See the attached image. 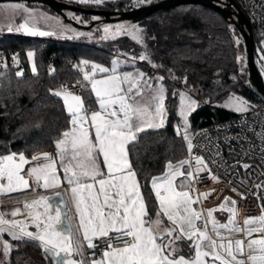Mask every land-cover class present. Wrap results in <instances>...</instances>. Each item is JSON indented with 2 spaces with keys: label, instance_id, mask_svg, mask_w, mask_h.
Listing matches in <instances>:
<instances>
[{
  "label": "snow or ice",
  "instance_id": "6c2138e0",
  "mask_svg": "<svg viewBox=\"0 0 264 264\" xmlns=\"http://www.w3.org/2000/svg\"><path fill=\"white\" fill-rule=\"evenodd\" d=\"M71 2L99 7L107 3H118L119 0ZM152 2L153 0H135L125 7L134 8ZM10 10L17 15L24 13L26 17L15 28L10 26L9 32L33 37L64 36L65 33H70L66 37L68 39L91 35L64 25L44 13L30 11L23 4L13 5ZM69 19L77 24H87L77 13H70ZM97 19L99 17H92V20ZM38 20L53 21V30H41L37 26ZM97 31H102L103 39L106 40H115L120 35H132L144 47V52L138 57L139 61L147 62L153 69L165 68L163 64L153 62L150 58L146 39L156 38L146 37L141 27L119 24L114 28L105 26ZM235 44L239 45L240 40L236 39ZM261 51L264 52V49ZM26 55L28 61L32 62V73L38 75L35 52L29 50ZM236 61L243 72L246 67L245 58L237 55ZM12 63L18 65L17 54L13 55ZM0 66H7L2 56ZM125 67L133 70L125 71ZM76 70L82 73V80L78 83L83 89L90 86V96L94 94V102L98 108L91 110V104H86L80 94L68 91L67 86L62 85L60 90L54 92L50 90L52 95L62 99L72 124L70 131L63 132V139L55 143L59 160L47 152L42 156L33 155L30 159L23 153L0 157V201L10 193L27 195L28 190L38 197L25 202L23 208L0 211V254L5 258L0 264H7V258L14 250L13 245L3 239L5 234L11 241L18 242L15 249L18 255L22 254L20 248L32 244L42 250L46 259L52 258L54 264H85V247L93 250L88 264H208L205 259L208 257L213 262L219 261V264H264V236L251 238L254 233H264V214L246 218L242 228L235 219L237 202L231 198H226L218 209L207 210L206 214L204 209L193 207L211 195L210 192H197V184L203 179L201 173L211 172L210 163L224 168L227 162L221 157V162L218 163L216 153H212L211 161L193 153L194 147L201 145L193 143L195 135L190 129L189 117L199 105L190 95L195 89L187 87V77L181 79L171 69H167L173 81L186 86L182 91L174 90L171 95L173 98L178 97L177 114L181 121L174 127V131L186 142L191 158L175 163L168 161L165 173L151 179V189L159 210L167 217L170 225L163 231L154 232L151 224L158 226L160 221L153 222L147 211L145 197L141 192L142 185L137 179L131 154L136 151L140 135L146 129L166 128V78L155 74L149 76L136 68V57L131 61L126 60L124 64L113 59L110 67L84 59L79 61ZM49 71L54 73L55 70ZM260 73L264 75V55L260 56ZM16 76H23L19 68ZM222 106L235 114H246L252 107L245 98L235 94L229 95ZM259 135L264 137V129ZM235 138L239 140L241 137ZM227 139L230 141L231 138ZM261 147L264 148V140ZM30 164L32 166L25 169ZM240 167L247 171L252 166L242 164ZM58 169L63 172V181ZM210 178L218 180L215 174ZM261 187L256 185L257 189ZM39 189L60 190L54 191V196H48L40 194ZM54 198H58L56 203L51 202ZM70 204H74L78 224L74 220ZM215 211H226L229 214L228 221H217L213 215ZM19 216H24L25 219H17ZM209 224L211 233L218 238L219 243L209 234ZM110 232L117 233L118 238L130 239L123 247H113L109 243L107 250L97 258L94 240L108 237ZM241 232L249 237L246 245L247 260L238 258L244 255L245 242L234 237ZM180 242H187L190 252L194 250V255L185 257L181 254Z\"/></svg>",
  "mask_w": 264,
  "mask_h": 264
},
{
  "label": "trees",
  "instance_id": "16d2710c",
  "mask_svg": "<svg viewBox=\"0 0 264 264\" xmlns=\"http://www.w3.org/2000/svg\"><path fill=\"white\" fill-rule=\"evenodd\" d=\"M134 2L135 0H119L118 3H107L99 7L125 9L126 5ZM237 2L241 5L240 1ZM32 3L37 4L35 1ZM42 6L51 10L45 4ZM79 14L84 21L91 17L85 13ZM136 22L145 31L146 37L156 38L146 39V43L152 61L165 66L158 72L166 78L167 88L166 128L146 129L145 133L140 135L136 151L131 154V162L142 185L141 192L145 197L147 211L149 215H153L159 208L151 189V179L163 174L168 161L178 162L186 154V142L174 131L178 120L177 98L171 95L174 90L186 86L173 81L167 69H171L175 76L181 79L186 76L187 87L195 89L192 93L196 96L199 106L189 117L191 131L232 118L234 112L216 104V101L231 92L245 96L252 106L262 101L250 87L246 67L241 72L236 61L237 55L244 57L239 31L216 10L200 3H181L157 10ZM98 24L92 25L86 31H92L95 35V27ZM252 30L255 55L259 33L254 27ZM236 39L240 40L239 45L235 44ZM84 41L82 38L52 40L16 33H0V47L6 56L16 52L23 66L22 78H17L16 71L7 58H4L7 66L0 68V155L22 151L26 156H31L39 150H54L55 143L63 137V132L70 128V114L67 113L62 99L55 97L51 92L59 90V81L82 79V73L76 70L79 61L86 59L89 62L108 64L113 56L111 49L117 47L137 57L136 67L152 75L153 68L138 59L144 52L143 45L130 36L120 35L115 40ZM29 50L35 52L34 61L38 75L31 71L32 62L28 61L26 55ZM50 66L55 70L54 73H50ZM87 92L86 89L81 91L86 103L91 100ZM3 239L16 242L11 241L6 234ZM182 243L185 250L182 251L181 248V252L190 256L192 252L187 249L188 243ZM35 248L39 251L38 247ZM13 249L7 264H19V258L27 250L26 247L20 248L22 254L18 255L16 248ZM47 260L52 264L50 257Z\"/></svg>",
  "mask_w": 264,
  "mask_h": 264
},
{
  "label": "built area",
  "instance_id": "2783aa9c",
  "mask_svg": "<svg viewBox=\"0 0 264 264\" xmlns=\"http://www.w3.org/2000/svg\"><path fill=\"white\" fill-rule=\"evenodd\" d=\"M66 1V0H65ZM237 2V0H235ZM239 5L247 16L252 27L259 33L258 41L264 36V0H238ZM238 3V2H237ZM113 54H119L124 61H130L131 58L123 51L113 47ZM16 52L6 56L4 50L0 47V56L7 58L12 65V57ZM18 65H13L17 72L18 68L23 71V66L18 60ZM1 68V66H0ZM53 69L52 66L49 70ZM161 75L158 70L153 69L152 75ZM81 78H75L71 82L59 81L58 89L61 86H67L70 92H80L83 90L80 84ZM86 83V82H85ZM244 124V127H241ZM264 129V103L259 102L253 105L246 114H233V117L225 121H217L210 125L201 126L192 131L195 135L193 153L205 157L211 161L212 153H216V161L227 162L226 167L218 168L216 164H211L210 173H201L203 179L197 184L198 193H211L206 200L193 207L204 209L206 211L225 202L226 198L236 201L235 207L237 214L235 219L243 228L244 221L249 217H259L262 215V206H264V148L261 147L264 137L259 133ZM240 136L237 140L235 137ZM210 137V139H206ZM227 138H231L230 141ZM191 158L187 152L183 159ZM249 164L252 167L245 171L240 165ZM165 173V171H164ZM215 174L218 180L213 181L210 177ZM240 181H244L241 183ZM256 185L262 187L257 189ZM235 189L236 191H233ZM243 196V198H242ZM229 219V217H228ZM243 233V232H242ZM243 235H245L243 233ZM130 238H118L117 233H110L108 237L94 240L97 245L94 250L99 253L107 249L109 243L112 246L126 243ZM93 250L85 247V254L88 255Z\"/></svg>",
  "mask_w": 264,
  "mask_h": 264
},
{
  "label": "water",
  "instance_id": "95a60500",
  "mask_svg": "<svg viewBox=\"0 0 264 264\" xmlns=\"http://www.w3.org/2000/svg\"><path fill=\"white\" fill-rule=\"evenodd\" d=\"M29 2H39L45 4L52 11L57 13L64 19V21L71 23L75 27L89 28L99 22L129 20L136 22L146 17L147 15L171 6H175L181 3H200L206 5L231 22L239 31L243 47L244 58L246 64L247 80L254 94L264 103V78L262 77L258 66L254 59V35L252 26L235 0H154L151 4L137 5L136 7H129L125 9H110L104 7H90L80 4L68 2L65 0H22ZM66 10H72L75 12H81L89 15H97L99 19L88 20L86 25L77 24L75 21H71L66 14ZM60 189L54 190L58 191ZM54 191H49L44 195L54 196ZM58 198H54L51 202L56 203ZM231 206V205H230ZM77 258V257H74ZM52 260V258H51ZM52 264L54 261L52 260Z\"/></svg>",
  "mask_w": 264,
  "mask_h": 264
},
{
  "label": "rangeland",
  "instance_id": "374dc122",
  "mask_svg": "<svg viewBox=\"0 0 264 264\" xmlns=\"http://www.w3.org/2000/svg\"><path fill=\"white\" fill-rule=\"evenodd\" d=\"M28 2L29 1H22V0H0V33L1 34L2 33H15V32H9V30H8L9 27L11 26L12 28H15L16 26H18L20 23L23 22V17H26V14L20 13L19 15H17V14H15L14 12H12L10 10V7L11 6H13V5H19V4H23L30 11H34V12H37V13H44L48 17L55 18L56 20H59L62 24H64V25H70L72 28L77 29L80 32L91 33L90 36H87V37H79V38L85 39L84 42H88L89 40H95V41H97V40H105V39H103V33H102V31H100V32L97 31V29H101L102 30L103 27H105V26H109L110 28H114L115 26H117L119 24H124V25H136V26L141 27L137 22H132V21H129V20H118V21L99 22V24L97 25V27H95L96 34L94 35L92 33V31H86L87 29H85V28L75 27L71 23H68V22L64 21V19H62V17L60 15H58L57 13H55V12L47 9L45 6H42L41 4H38V3L36 4V3H32V2L31 3H28ZM70 13H72L71 10L70 11H67L66 10V14L68 16H69ZM91 17H92V15H91ZM91 17H88L87 19H89ZM37 26L41 30H46V31L53 30V28H54V22L53 21L45 22L43 20H38ZM16 34L26 35V34H22V33H16ZM68 35H70V33H65L64 36L53 35V36H50V37H48V36H46V37H39V36L33 37V36H29V35H26V36L27 37H31V38H42V39H52V40L64 39V40H66V39H68V38H66ZM128 36H130L133 39L132 35H128ZM109 39H111V38H109ZM261 49H264V36H262L260 38L259 44L256 45V48H255L254 58H255V62L257 64V66H258L259 71H260V56L261 55H264V52H262ZM118 50L123 51V50H121L119 48H118ZM123 52H124V54L128 55L131 58V60H132L133 57H135L131 53H128V52H125V51H123ZM111 54L113 56L109 60V63L108 64L107 63H103V62H97V61H91V62L99 63L102 66H108V67H110L111 61L113 59H116V57H118V58H120L118 60H120L121 63L124 64L125 61H124V59H122L121 56H119L117 54H113L112 52H111ZM136 68L142 70L140 67H136ZM123 70H125V71H132L133 68H131V67H125ZM142 71H144V70H142ZM148 75L149 76H152L150 74H148ZM262 77L264 78V75H262ZM184 89H185V87H180L179 88V90H181V91L184 90ZM87 91L88 90H86V92ZM80 92H75L74 94H80ZM232 94H235L236 96H240V97L245 98L248 101V103L250 104V101L245 96H243L241 94H238V93H235V92H231V93L227 94L226 96H224L223 98H221L218 101H216L217 106H220L221 108H224L222 105L227 100L228 96L229 95H232ZM190 95L192 96L193 99H195L197 101L196 96L192 92L190 93ZM178 108H179V100H178V97H177V100H176V113H178ZM224 109L229 110L230 112H233L229 108H224ZM177 116H178V114H177ZM179 123H181V121L179 120V117H178V120H177L176 125L179 124ZM67 131H69V130H67ZM61 139H63V137H61ZM185 150H186V147H185ZM53 152L55 153V156H56V153H57L56 147H54V151ZM34 154H32L31 156H28V157H32ZM0 157H2V156H0ZM56 158H57V160H59V157L58 156H56ZM60 171L62 172V170H60ZM34 198H38V197H35L32 194H27L24 200H25V202H31V200L34 199ZM222 204H224V203H222ZM23 205L24 204H21V207L20 208H23ZM220 205H218L217 207L215 206L216 207L215 209H218ZM219 212L220 211H215L214 213L217 216ZM223 212H226V211H223ZM17 219L23 220V219H25V217L24 216H19V217H17ZM220 221H221V219H220ZM29 230H34V229L29 228ZM261 236H264V234L261 235ZM9 243H11L13 245V248H17L18 247V244L16 242H9ZM26 249L27 250L25 251V253L19 258V264H21L22 262H27V261H30L31 262V261H35V260H38V263L39 264H51L50 260H47L44 257V253L42 252V250L40 248H38L39 251H36L37 249L35 248V246L32 245V244H29V245L26 246ZM3 258H4L3 255L0 254V260H3Z\"/></svg>",
  "mask_w": 264,
  "mask_h": 264
},
{
  "label": "crops",
  "instance_id": "0c3cea01",
  "mask_svg": "<svg viewBox=\"0 0 264 264\" xmlns=\"http://www.w3.org/2000/svg\"><path fill=\"white\" fill-rule=\"evenodd\" d=\"M116 59H120V58H118V57H116ZM86 90H88V95H89V97H90V101L88 102V103H86V104H91V110H93V111H95V110H97L96 108H98V105L94 102V94H91V96H90V86H89V88L88 89H86ZM72 93H75V92H72ZM80 95L82 96V98L83 99H85L84 97H83V95H82V93L80 92ZM65 107V106H64ZM65 109H66V107H65ZM67 111V110H66ZM70 128H72V124H71V118H70ZM68 129L69 131L71 130V129ZM92 135L94 136V131L92 132ZM61 140V139H60ZM54 150H49V149H43V150H39V151H37V152H35V154L34 155H38V156H42V154L43 153H45V152H47L48 154H50V155H52V156H55V153L53 152ZM11 153H16L17 155H19L20 153H23L22 151H11V152H9V153H6V154H2V155H0V156H5V155H8V154H11ZM24 154V153H23ZM25 155V154H24ZM26 156V155H25ZM27 158H31V157H28V156H26ZM56 157V156H55ZM57 159V158H56ZM101 160H102V158H101ZM30 166H32L31 164L30 165H26L25 166V169H27L28 167H30ZM101 167L102 168H104V166H103V164L101 163ZM105 171H106V168L104 169ZM167 170V169H166ZM165 170V171H166ZM58 172H59V175H60V177H61V181H63V173L60 171V169H58ZM163 174H164V172H163ZM163 174H161V175H163ZM159 176V175H158ZM156 177V176H155ZM138 179V178H137ZM30 183H31V181H30ZM98 187V186H97ZM57 190V189H56ZM49 191H54V190H43V189H39L38 190V192L40 193V194H45V193H47V192H49ZM28 193L29 194H31V191L30 190H28ZM153 194H154V192H153ZM25 197H26V195L24 194V193H10V194H7V195H5L4 196V198H3V200L0 202V211H10V210H12V209H15V208H17V207H21V204H24L25 203ZM154 197H155V194H154ZM156 199V198H155ZM156 202H157V200H156ZM223 203H225V202H223ZM222 204V203H221ZM157 205H158V202H157ZM217 207V206H216ZM216 207H214V208H211V209H215ZM70 208H71V211H72V214H73V216H74V220H75V222L78 224V222H79V218H78V216H76V214H75V207H74V204H70ZM158 208H159V205H158ZM213 215H214V217H215V219L217 220V221H219V222H221V223H226L227 221H228V217H229V214H227L226 212H223V211H220L219 213H218V217L216 216V214L215 213H213ZM151 216V220L154 222V221H156V220H159L160 221V224L157 226L155 223H152L151 224V228H152V230L154 231V232H156V231H163V230H165L167 227H169L170 225H169V222L167 221V217H165V216H163L162 215V213L160 212V210L157 212V213H155V214H153V215H150ZM220 219H221V221H220ZM110 233H114V232H110ZM109 233V234H110ZM209 234L210 235H213V238H216L215 236H214V234L213 233H211V225L209 224ZM261 235H263V233H254L253 234V236L251 237V238H260V237H262ZM235 239H241V240H243L244 242H245V251H244V255L243 256H239L238 258L239 259H245V260H247V248H246V245H247V241H248V239H249V237H246L245 235H243V233L241 232V233H238V234H235V237H234ZM217 239V241H218V243H219V240H218V238H216ZM126 243H124V244H120V245H114L113 247H123L124 245H125ZM184 244L182 243V242H180V246H181V248H182V251L183 250H185V247H182ZM187 249H189V247L187 246ZM104 250H107V249H104ZM103 250V251H104ZM103 251H101V252H99V253H96V257L97 258H99L101 255H102V252ZM192 252V254L191 255H194V250L193 251H191ZM90 254L91 253H89L88 255H86L85 254V248H84V256H85V264H88V258L90 257ZM181 254H183L185 257H188L189 255H185L183 252H181ZM78 258V257H77ZM206 259V261L208 262V264H219V261H215V262H213L212 260H211V257H208V258H205Z\"/></svg>",
  "mask_w": 264,
  "mask_h": 264
},
{
  "label": "flooded vegetation",
  "instance_id": "af4514ba",
  "mask_svg": "<svg viewBox=\"0 0 264 264\" xmlns=\"http://www.w3.org/2000/svg\"><path fill=\"white\" fill-rule=\"evenodd\" d=\"M37 3H39V2H37ZM39 4L43 5L42 3H39ZM67 11H70V10H67ZM65 12H66V11H65ZM71 12H72V13H77V14L80 13V12H75V11H72V10H71ZM93 16L99 17V16H97V15H92V17H93ZM92 17L89 18V19H86V21L92 19ZM7 262L9 263V257L7 258ZM21 264H39V263H38V260H35V261H31V262H30V261L22 262Z\"/></svg>",
  "mask_w": 264,
  "mask_h": 264
}]
</instances>
